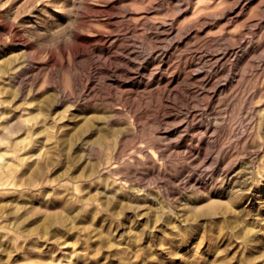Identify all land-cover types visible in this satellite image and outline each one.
Returning <instances> with one entry per match:
<instances>
[{"label":"rangeland","instance_id":"obj_1","mask_svg":"<svg viewBox=\"0 0 264 264\" xmlns=\"http://www.w3.org/2000/svg\"><path fill=\"white\" fill-rule=\"evenodd\" d=\"M2 156L0 264H264V0H0Z\"/></svg>","mask_w":264,"mask_h":264},{"label":"bare ground","instance_id":"obj_2","mask_svg":"<svg viewBox=\"0 0 264 264\" xmlns=\"http://www.w3.org/2000/svg\"><path fill=\"white\" fill-rule=\"evenodd\" d=\"M7 121H8V120H7ZM7 121H6V122H7ZM6 125H8V124H6ZM9 125H10V124H9ZM8 131H9V130H8ZM14 143H15V142H14ZM17 143H18V141H17ZM17 143H15V144H17ZM12 145L14 146V144H12ZM13 146H12V147H13ZM5 151H6V150H4V152H5ZM4 152H3V153H4ZM9 152H10V151H9ZM1 153H2V152H1ZM3 153H2V154H3ZM6 153H7V152H6ZM19 153H20V152H19ZM2 154H1V155H2ZM17 154H18V153H17ZM17 154H16V155H17ZM5 156H6V155H5ZM17 156H18V155H17ZM19 156H20V155H19ZM21 156L25 157L24 160H23V162H25V159H26L25 154H23V155H21ZM6 158H7V157H6ZM22 159H23V158H22ZM4 160H5V157H3V156L0 157V164L2 163L1 165H3V164L5 163ZM21 161H22V160H21ZM19 162H20V161H19ZM23 162H22V163H23ZM6 164H9V163L6 162ZM20 164H21V162H20ZM0 167H1V166H0ZM5 167H6V166H5ZM8 168H9V166H8ZM8 168H7V169H8ZM0 169H1V168H0ZM26 169H27V168H26ZM4 170H6V169H4ZM23 174H25L24 171H23ZM23 174H22V175H23ZM68 175H69V174H68ZM69 176H70V175H69ZM67 177H68V176H67ZM70 177H71V176H70ZM77 177H78V176H77ZM35 178H36V177H35ZM36 179H37V178H36ZM78 179H80V178H78ZM31 180H32V179H31ZM37 180H39V179H37ZM43 180L45 181V179H43ZM73 180H74V179H73ZM0 181L2 182V180H0ZM20 181H21V180H20ZM1 182H0V183H1ZM18 182H19V181H18ZM18 182H17V183H18ZM37 182H38V181H37ZM19 183L21 184V182H19ZM19 183H18L17 185H19ZM29 183H30V182H29ZM1 184H2V183H1ZM34 184H36V183H34ZM37 184H38V183H37ZM21 185H22V184H21ZM30 185H32V184H30ZM4 186H5V185H4ZM19 186H20V185H19ZM19 186H18V187H19ZM23 186H24L23 188L26 187L24 184H23ZM28 186H29V185H28ZM23 188H22V189H23ZM4 189H5V188H4ZM6 191H7V190H6ZM60 194L62 195V193H60ZM55 197H56V196H55ZM61 197H62V196H61ZM30 198H31V196H30ZM63 199H64V198H63ZM31 200H32V199H31ZM32 201H33V200H32ZM58 201H59V200H58ZM216 208H217V207H215V209H216ZM201 209H202V208H201ZM206 209H207V208H206ZM208 209H209V208H208ZM212 209H213V208H212ZM14 210H15V209H14ZM199 210H200V209H199ZM210 210H211V209H210ZM213 210H214V209H213ZM32 211H33V210H32ZM36 211H38V209H37ZM50 211H51V210H50ZM50 211H47V213L50 212ZM206 211L208 212V214L210 213V211H208V210H206ZM224 211H225V210H223V212H224ZM34 212H35V210H34ZM58 212H59V211H55V212H54V215H55V213H58ZM198 212H199V211H198ZM202 212H203V211H202ZM213 212H214V211H213ZM215 212H216V210H215ZM218 212H219V211H218ZM50 213H51V212H50ZM52 213H53V211H52ZM52 213L50 214V216L52 215ZM60 213H62V212H60ZM60 213H58V214H56V215H59ZM200 213H201V212H200ZM216 213H217V212H216ZM220 213H221V212H220ZM45 215H46V214H45ZM54 215H52V216L55 217ZM62 215H63V214H61L60 216L63 217ZM196 215H197V214H196ZM198 215H199V214H198ZM201 215H202V214H201ZM0 216H1V215H0ZM43 216H44V214H43ZM46 218H48V217H46ZM57 218H58V216H57ZM49 219H50V218H49ZM54 219L57 220L56 218H54ZM42 220H44V219H42ZM50 220H52V218H51ZM55 220H54V221H55ZM61 220H62V219H61ZM46 221H49V220H46ZM58 221H59V220H57V222H58ZM52 222H53V221H52ZM43 223L45 224V222H43ZM48 223H50V222H48ZM46 224H47V223H46ZM54 224H56V223H54ZM35 225H36V224H35ZM37 225H38V224H37ZM37 225H36V227H38ZM58 225H59V224H58ZM4 226H5V224H4ZM33 226H34V225H33ZM2 227H3V225H2ZM39 227H40V224H39ZM0 228H1V226H0ZM34 228H35V226H34ZM31 229H33V228H31ZM36 229H37V228H35V229H33V230H36ZM37 230H39V228H38ZM37 230H36V232H38ZM18 231H19V230H18ZM23 231H24V230H23ZM0 232H1V231H0ZM5 232H6V231H5ZM5 232H4V234H5ZM9 232H10V231H9ZM34 232H35V231H34ZM47 232H48V231H47ZM16 233H17V232H16ZM16 233H15V234H16ZM28 233H32V232H28ZM41 233H43V232H41ZM1 234H2V233H0V236H3V235H4V234H3V235H1ZM25 234H26V233H25ZM44 234H45V233H43V235H44ZM46 234H47V233H46ZM22 235H23V234H22ZM26 235H27V234H26ZM28 235H29V234H28ZM34 235L36 236L37 234H34ZM13 236H14V234H13ZM44 236H45V235H44ZM38 237H39V235H38ZM46 237H47V236H46ZM46 237H42V238H46ZM8 238H9V237H8ZM10 238H11V237H10ZM15 238H16V237H15ZM37 239H38V238H37ZM39 239H41V238H39ZM138 242H139V241H137L136 243H138ZM211 244H212V243H211ZM213 244H214V242H213ZM213 244H212V245H213ZM40 260H41V259H40ZM40 260H39V262H40ZM29 262H30V263H29ZM32 262H33V261H32ZM41 262H42V261H41ZM46 262H48V261H46ZM50 262L53 263V261H50ZM50 262H49V263H50ZM44 263H45V260H44V262H43L42 264H44ZM55 263H56V262H55ZM28 264H32L31 261H28ZM46 264H47V263H46ZM59 264H60V263H59Z\"/></svg>","mask_w":264,"mask_h":264}]
</instances>
